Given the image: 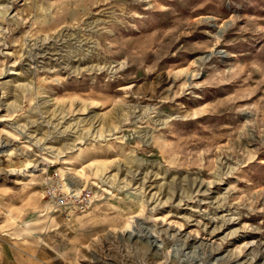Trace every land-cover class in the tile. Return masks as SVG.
<instances>
[{"label":"rangeland","instance_id":"obj_1","mask_svg":"<svg viewBox=\"0 0 264 264\" xmlns=\"http://www.w3.org/2000/svg\"><path fill=\"white\" fill-rule=\"evenodd\" d=\"M0 264H264V0H0Z\"/></svg>","mask_w":264,"mask_h":264},{"label":"bare ground","instance_id":"obj_2","mask_svg":"<svg viewBox=\"0 0 264 264\" xmlns=\"http://www.w3.org/2000/svg\"><path fill=\"white\" fill-rule=\"evenodd\" d=\"M38 141H36V143H37ZM112 178V177H111ZM140 197V196H139Z\"/></svg>","mask_w":264,"mask_h":264}]
</instances>
